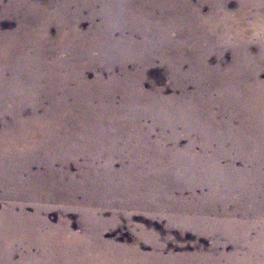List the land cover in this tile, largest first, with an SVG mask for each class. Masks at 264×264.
Returning a JSON list of instances; mask_svg holds the SVG:
<instances>
[{
  "label": "bare ground",
  "instance_id": "1",
  "mask_svg": "<svg viewBox=\"0 0 264 264\" xmlns=\"http://www.w3.org/2000/svg\"><path fill=\"white\" fill-rule=\"evenodd\" d=\"M0 1V264H264V0ZM154 63L193 93L145 92ZM136 206L213 242L106 240Z\"/></svg>",
  "mask_w": 264,
  "mask_h": 264
},
{
  "label": "rangeland",
  "instance_id": "2",
  "mask_svg": "<svg viewBox=\"0 0 264 264\" xmlns=\"http://www.w3.org/2000/svg\"><path fill=\"white\" fill-rule=\"evenodd\" d=\"M37 2L44 3L47 0H36ZM204 1V0H200ZM9 3H3L0 1V29L3 32H9L14 30L17 25L21 22V17L19 13H17L15 10H10L8 9ZM4 13H9V14H4ZM89 27L88 22H83V30L86 31ZM53 34H55V30L52 31ZM230 55H228V58ZM211 63L213 66L216 65L217 60H214L212 58ZM150 68L147 70V82H145V86L143 87L145 92H153V89L157 91H162L165 95V97H172L174 96L176 99L180 98V96L183 94H192L193 91H182L183 89L176 88L172 85L171 83V77L170 73L168 72V69L164 68L163 66L157 65V64H152L149 66ZM264 78V77H262ZM88 80L93 81L94 80V75L93 72H90L88 74ZM150 83H152L150 85ZM153 85V86H152ZM192 90V87L191 89ZM197 91V89H196ZM195 91V92H196ZM189 92V93H188ZM179 96V97H178ZM69 106H64V108H67ZM56 108H60L57 104L54 103H48L45 102L43 105V113L45 111H54ZM96 109H100V106H96ZM187 115V114H186ZM176 115L175 117H177ZM76 120V118H75ZM3 124L0 123V129L2 128ZM186 143L184 141L182 142V146H184ZM214 149V146H213ZM213 151V150H212ZM104 155V154H103ZM100 156V155H98ZM163 162H166V159H163ZM120 165L117 164L118 168ZM239 166V165H238ZM26 169L21 171V176L26 177L27 172H25ZM229 186L227 185V188L225 187L224 190L227 189V193L229 192L230 194H233V191L230 192L229 190L234 188L236 189L237 187ZM242 187V186H241ZM218 188V186H217ZM240 188V187H238ZM231 196H234L231 195ZM3 202V201H0ZM146 204L149 203V199ZM157 204H159L160 208H167L164 206L165 204H170L176 209H181L183 207L188 206V204L185 203H180V202H174V201H157ZM260 203H257V206ZM50 213H49V220L52 223V226L57 225L59 222L61 216L58 212V209L61 207H53L54 205H50ZM56 206V205H55ZM33 206H29L27 211L32 213L33 212ZM152 209H157V208H148V207H140L136 206V209L133 208H127L123 214H113V216L110 218V224L108 227H105L103 232L105 233V239L106 240H115L119 244H131L136 240L137 233L140 235V238L142 240H149L150 235L152 236L153 233H158L159 234V241L160 236L162 238V243H165L166 241L163 242V240H170L171 243L169 245V249L172 251H177L179 253L180 251H186L189 253L194 252L197 249H208L212 242L213 239L207 236H203L202 234L197 235L198 233H195L190 230H186L192 226V223H187L188 217L185 216H180V215H173L172 219L177 223V229L174 228H169L167 223V218H168V213L164 214H159L155 213L152 211ZM136 214V215H135ZM129 215H132V223L135 225V231L132 230V225L130 223H127L123 221L120 223L121 219L125 217L126 219L129 217ZM71 221H72V227L73 229L78 232L80 231L78 229L76 220L79 221L80 217L77 214H73L70 216ZM125 219V220H126ZM112 220V223H111ZM195 220V219H194ZM247 220V221H246ZM243 220L244 222L240 224H251V226L257 224V221H253L252 219H246ZM250 220V221H249ZM264 220V219H263ZM127 221V220H126ZM253 221V222H252ZM253 223V224H252ZM129 224V225H128ZM190 224V225H188ZM247 224V225H248ZM168 229V231L165 229ZM1 231V229H0ZM135 233V234H134ZM150 235H149V234ZM252 236V237H251ZM251 237V238H250ZM249 240H253L255 238V234H251L248 236ZM219 240V239H217ZM160 242V243H161ZM142 249L144 251H149L150 249L147 246H142ZM231 247H227V252H232Z\"/></svg>",
  "mask_w": 264,
  "mask_h": 264
}]
</instances>
